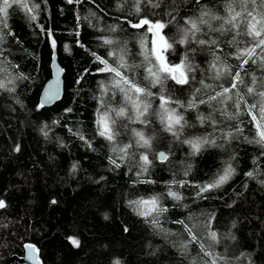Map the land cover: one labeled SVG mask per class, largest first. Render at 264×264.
I'll return each mask as SVG.
<instances>
[{
    "label": "trees",
    "instance_id": "trees-1",
    "mask_svg": "<svg viewBox=\"0 0 264 264\" xmlns=\"http://www.w3.org/2000/svg\"><path fill=\"white\" fill-rule=\"evenodd\" d=\"M23 2L33 10L13 5L7 17L0 16V82L5 84L0 88V200L6 203L0 209V264L13 254L21 255L26 242L37 246L43 264H212L213 260L216 264H264V148L248 142L254 139L255 128L246 109L242 107L235 120H225L219 110L227 107L234 113L231 101L227 105L214 101L211 106L199 104L196 109L177 108L193 125L186 127L177 140L152 114L159 109V100L152 99L146 117L150 123L120 121L128 128H119L115 141L118 147L134 143L131 129H137L154 137L152 146L130 149L123 161L118 152L111 151L112 145L97 135L100 82L110 88L111 77L97 71L103 65L92 53L113 63V57L107 56L113 48L104 46L99 37L114 39L117 44L126 42L125 59L129 64H140L143 57L139 54V38L147 26L135 29L127 21L160 20L168 24L164 35L175 36L178 41L181 37L177 28L184 27L185 19L199 16L201 6L226 18L227 0H201L200 5L195 0H140L139 13L135 11L136 0ZM153 3L160 7L154 8ZM209 22L213 28L220 27L218 21ZM113 27L115 32L111 31ZM201 28L197 37L215 39L218 47L201 46L193 39L184 45L176 43L175 50L166 53L173 64L187 55L193 66L188 75L194 79L189 85L167 81L169 91L165 94L185 105L190 99H207L221 91V85L231 87L230 75L213 79L214 71L209 70L213 52L234 73L241 63L233 55L237 46L247 48L253 44L250 37L236 35L234 30L221 33L209 31L206 25ZM48 32L55 39L57 60L64 70V90L59 101L38 108L39 93L50 76L52 49ZM233 36L238 45L228 43ZM116 50L119 52V48ZM262 55L257 49L256 63L249 61L241 70L244 83L234 90V99L236 91L245 94L249 103L259 99L247 95V87L252 86L254 76L257 91L264 90L260 87L264 84ZM144 75L143 69L136 70L142 86L146 83ZM201 80L212 88L203 89ZM151 91L160 94L159 86ZM104 100L114 108L123 103L122 96L117 93L113 97L111 91ZM210 113L223 121L215 131L210 124L201 125L197 120L199 115ZM236 126L243 131L224 148L209 146L192 156L189 146L181 142L211 134L218 138V144L224 143L219 137ZM159 150L164 151L167 160L157 159ZM141 154L151 161L147 171L141 169ZM233 156L235 174L231 179L198 196L197 185L214 178ZM110 157L120 166L110 163ZM186 170L188 175L184 174ZM249 171L254 177L245 175ZM173 180L188 182L184 187L171 185L181 195L179 201L166 195ZM157 194H163L161 206L167 209L159 216L143 217L129 205L130 200ZM153 218L159 226L152 224ZM177 221L188 225L197 239L192 241L184 224ZM210 232L216 233L215 241ZM69 237L77 239L79 247H74Z\"/></svg>",
    "mask_w": 264,
    "mask_h": 264
},
{
    "label": "snow or ice",
    "instance_id": "snow-or-ice-1",
    "mask_svg": "<svg viewBox=\"0 0 264 264\" xmlns=\"http://www.w3.org/2000/svg\"><path fill=\"white\" fill-rule=\"evenodd\" d=\"M71 3L72 0H69ZM147 2L152 3V0H147ZM197 5L201 4V0H195ZM13 5H20L24 7L27 11L31 12L33 9L28 8V5L23 2V0H0V16L7 17L8 10L13 7ZM154 8L160 7L159 3H153ZM35 7V6H34ZM240 10L237 11L236 9ZM226 18L223 16L215 15L205 6H201L199 16L195 18H187L183 21L184 27H178L177 32L180 34V39L177 41L175 36L166 37L164 35V30L168 27V24L161 22L160 20L152 21L148 18H141L138 23H132L130 20L127 23L130 24L132 28L142 29L147 26L146 33L141 35L139 38L140 43V55L143 57V61L140 64H129L125 59V54L127 52L126 42H117L114 39L99 37L104 46H111L112 51L107 52V56L113 57V63L110 64L106 58H103L96 53H92L95 57V61L103 65L97 69L99 73H108L111 77L110 88L103 81L100 82L101 97L99 98V108L97 109V135L103 137L111 145V151L118 152L120 154V160L123 161L129 156V150L133 148H143L150 149L152 146V140L154 137L147 136L143 130L131 129L134 143L124 144L123 146H117L115 141L119 136L118 129L128 128V124H121L120 121L127 120L130 123H139L142 125H148L150 121L146 118L149 115L150 109L152 108V99L159 100V109L152 113L159 118L164 131L171 133L177 140L180 139L181 135L184 133L186 127H193L185 119L177 108L196 109L199 104H209L212 102H217L221 105H227V102H232V107H234L235 112L230 113L227 111V107L219 110L220 115L224 117L225 120H235L240 114L242 107L246 109L247 114L251 116V121L253 127L255 128V137L253 140H249V143H255L264 148V90L257 91V81L253 76L252 86L247 87V95L253 97H259L255 103H249L245 99V94L240 91L234 93L235 99L233 98L234 90H237L240 84H243V78L241 76V70L244 66L251 61L253 64L256 63L254 59L257 49L264 53V0H227L225 4ZM135 11L137 13L141 12V2L136 0ZM31 19H35L32 16ZM173 20L175 17L172 18ZM210 20H215L220 22L219 28H213L210 24ZM0 23H3L0 21ZM171 23V21H169ZM201 25H206L211 32H231L235 31L236 35H244L250 37L253 41L251 47L240 48L237 46L236 52L233 54L237 60L241 63L238 65L237 70L233 73L232 68L225 62L221 61L220 56L213 52V61L210 64L209 70L214 71V80H219L225 76H231V87H223L221 85V91L215 92L214 95H208L207 99H190L187 101L186 105L184 102L179 100H174L171 95H166L165 93L169 91L167 87V81H174L176 85H189L194 77L190 78L188 73L193 70V66L188 63L187 55L178 64L170 63L167 54H171L175 48L174 45L179 43L181 45L189 43L190 40L195 39V42L201 46L210 45L218 47L217 40L215 39H199L197 33L202 31ZM227 26V27H225ZM4 27L7 24L4 23ZM117 29L113 27L111 31L115 32ZM151 34L149 37L147 34ZM229 44L238 45L236 36H233L232 40L228 41ZM55 45V41H53ZM121 45H123L121 47ZM119 48V52L116 50ZM245 57H247L245 59ZM261 61L264 63V55L261 56ZM143 69L145 75L143 80L146 83L141 84L140 81L136 79V70ZM2 70V69H0ZM203 89L212 88V85L205 84L203 80L200 81ZM159 86L160 94L157 96L156 93L151 91V88ZM5 87V84L0 82V88ZM53 89L50 90L49 95L45 99H56L58 98L57 92ZM264 88V84L260 85ZM109 91H111L112 96L115 97L117 93L123 98V103L119 107H110L104 100ZM196 92H201V89H196ZM175 104L176 107H170V105ZM42 102L38 105V108L43 107ZM254 110H258V114H254ZM66 111H71L67 109ZM197 120L201 125L210 124L213 126L214 131L217 126L222 124L223 121L217 120L212 117L211 113L208 116L199 115ZM55 123V122H54ZM45 136L47 132L42 129ZM243 130L239 126L234 127L232 130L223 132L222 136L219 137L224 143H217L216 137H212L211 134L206 136H193L190 139H184L181 142L187 144L190 149V155L196 156L205 150L206 147H219L224 148L231 139L235 138V134L241 133ZM211 137V138H210ZM80 139H84L83 135ZM247 140L248 138L245 137ZM88 146L91 147V143L87 142ZM17 150H19L17 148ZM161 160H167L168 157L165 153L160 152L156 154ZM264 155V152L261 153ZM139 159L143 161L141 165L142 171H147V165L151 163L148 159V155L141 154ZM235 157H231L228 161L224 162V167L219 173L215 175L210 181L205 182L202 185H197L200 196L203 193L209 192L213 189L221 187L223 184L227 183L229 179L235 174V168L232 161ZM110 163L114 164L116 167L120 165L116 163V160L109 158ZM76 165H73L75 169ZM190 170V166H189ZM185 175H188V170L185 171ZM139 175V173H138ZM246 176L252 178L254 177V172L249 171L245 173ZM148 183H153V181H147ZM179 184L180 187H184L188 182L181 180L179 182L173 180L169 183V188L166 193L168 197L173 200L179 201L182 199L181 195L177 191H173L171 188L172 184ZM264 183V181H261ZM163 194L152 195L148 198L140 197L136 200H130L129 205L134 207L138 215L143 217H150L153 214L159 216L160 214L167 211L166 208L161 206V200ZM55 203V201H53ZM6 207L4 200H0V209ZM154 226H159L157 219L153 218L151 221ZM176 223L184 224L183 221H177ZM185 231L189 233L192 241L197 238L192 234L191 228L184 224ZM127 231V229H125ZM209 236L213 241L216 240V233L210 232ZM71 244L74 247H79V241L73 237H69ZM29 249V259H36L37 249L34 245H25ZM187 247V244L184 245ZM201 251H204V246L201 245ZM209 255V253H205ZM222 259V258H221ZM212 264H216V260L212 261Z\"/></svg>",
    "mask_w": 264,
    "mask_h": 264
},
{
    "label": "water",
    "instance_id": "water-1",
    "mask_svg": "<svg viewBox=\"0 0 264 264\" xmlns=\"http://www.w3.org/2000/svg\"><path fill=\"white\" fill-rule=\"evenodd\" d=\"M47 36H48V41H49L50 47L52 49V54H51V58H50V65H49L50 76L44 82V84L41 88V91H40L39 97H38V104L40 105L43 102L44 106L48 107V106L54 104L55 102L59 101L60 98L62 97L63 90H64V81H63L64 70L60 66V64L58 63V60H57L56 50H55L56 42H55V45H53V41H55L53 35L51 34V32H48ZM53 86H55L54 90L57 92L58 98L51 99V100L45 99L49 95L50 90L53 89ZM160 152L164 153V151L159 150L157 152V154ZM156 157H157V155H156ZM157 159L160 160L158 157H157ZM27 244L34 245L35 248L37 249V246L35 244L26 242L23 244V253L21 255L13 254L10 257H8L3 264H11L12 262H16L17 264H43L42 260L40 258V255H39V251H37V253H36V259H29V249H27L25 247V245H27Z\"/></svg>",
    "mask_w": 264,
    "mask_h": 264
}]
</instances>
